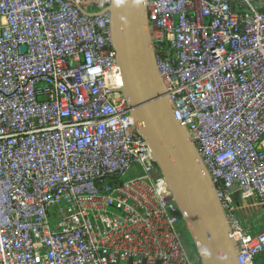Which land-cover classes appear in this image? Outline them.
Wrapping results in <instances>:
<instances>
[{
	"label": "built area",
	"instance_id": "2783aa9c",
	"mask_svg": "<svg viewBox=\"0 0 264 264\" xmlns=\"http://www.w3.org/2000/svg\"><path fill=\"white\" fill-rule=\"evenodd\" d=\"M82 3L0 0V264H201L120 91L111 0L92 15ZM263 8L146 2L173 116L211 176L238 264H264V230L238 212L264 215Z\"/></svg>",
	"mask_w": 264,
	"mask_h": 264
},
{
	"label": "water",
	"instance_id": "95a60500",
	"mask_svg": "<svg viewBox=\"0 0 264 264\" xmlns=\"http://www.w3.org/2000/svg\"><path fill=\"white\" fill-rule=\"evenodd\" d=\"M146 2L111 0L107 8L111 46L123 79L120 91L180 210L200 263L238 264L237 246L229 236L227 217L211 176L190 133L173 116L172 102L156 67ZM80 10L94 14L81 6ZM259 11L264 12V8Z\"/></svg>",
	"mask_w": 264,
	"mask_h": 264
},
{
	"label": "trees",
	"instance_id": "16d2710c",
	"mask_svg": "<svg viewBox=\"0 0 264 264\" xmlns=\"http://www.w3.org/2000/svg\"><path fill=\"white\" fill-rule=\"evenodd\" d=\"M81 7L87 13H96V12H98V11L101 10L100 4H99V0L98 1H94V2L82 3L81 4ZM254 220H256V219H254ZM242 225L245 228H250L253 233H257V232H260L262 230V225L263 224L262 223H259V222H256L255 223L254 221H252V224L251 225H247V224L245 225L243 223H242ZM184 236H186V237L189 238V235H188V233H187L186 230L184 231ZM189 241H190V247H192V251L194 253H196L195 245L192 243V241H191L190 238H189ZM257 264H262V263L258 262Z\"/></svg>",
	"mask_w": 264,
	"mask_h": 264
},
{
	"label": "rangeland",
	"instance_id": "374dc122",
	"mask_svg": "<svg viewBox=\"0 0 264 264\" xmlns=\"http://www.w3.org/2000/svg\"><path fill=\"white\" fill-rule=\"evenodd\" d=\"M260 208H256L253 210L250 209H239V219L243 224L251 225L252 221L262 223V230H264V215L262 212H260ZM253 213H257L256 217L254 216L253 218ZM256 219V220H254ZM251 221V222H250ZM190 238V237H189ZM188 237L185 236V240L189 239ZM189 251V250H188ZM190 252V251H189ZM191 253V252H190Z\"/></svg>",
	"mask_w": 264,
	"mask_h": 264
},
{
	"label": "flooded vegetation",
	"instance_id": "af4514ba",
	"mask_svg": "<svg viewBox=\"0 0 264 264\" xmlns=\"http://www.w3.org/2000/svg\"><path fill=\"white\" fill-rule=\"evenodd\" d=\"M185 244H186L187 249H188L190 252H193V251H192V247H190V241H189V239H186V240H185Z\"/></svg>",
	"mask_w": 264,
	"mask_h": 264
},
{
	"label": "crops",
	"instance_id": "0c3cea01",
	"mask_svg": "<svg viewBox=\"0 0 264 264\" xmlns=\"http://www.w3.org/2000/svg\"><path fill=\"white\" fill-rule=\"evenodd\" d=\"M94 1H98V0H83V3H88V2H94ZM100 1V0H99ZM82 8V7H81Z\"/></svg>",
	"mask_w": 264,
	"mask_h": 264
}]
</instances>
